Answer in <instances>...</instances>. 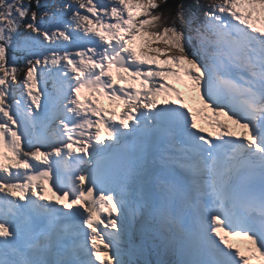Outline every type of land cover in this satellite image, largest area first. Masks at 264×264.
Returning <instances> with one entry per match:
<instances>
[{
  "label": "snow or ice",
  "instance_id": "obj_1",
  "mask_svg": "<svg viewBox=\"0 0 264 264\" xmlns=\"http://www.w3.org/2000/svg\"><path fill=\"white\" fill-rule=\"evenodd\" d=\"M30 2L0 0V264H264V0H76L51 32Z\"/></svg>",
  "mask_w": 264,
  "mask_h": 264
},
{
  "label": "rangeland",
  "instance_id": "obj_2",
  "mask_svg": "<svg viewBox=\"0 0 264 264\" xmlns=\"http://www.w3.org/2000/svg\"><path fill=\"white\" fill-rule=\"evenodd\" d=\"M171 1V0H169ZM177 3L178 1H184V6H185V10H186V15H188L190 13V11H195L197 17L199 18L198 22H202L204 20V14L206 11H209L210 10V6L215 4V3H219L221 0H199V4L201 5L202 3L204 4V9H197V8H191L190 9V5H193L195 3V0H176ZM103 2H108V0H103ZM172 2V1H171ZM25 3H29V0H25ZM64 3H71L73 4L74 6H78L76 5V0H39V7H37V4H36V0H31L30 2V11L28 13V16L26 17L25 19V23H28L30 22V17H31V12L32 11H36L37 12V18H36V23L39 24L41 26V29L42 30H49L50 32L55 30L56 27H60L61 29H64L66 27H69L70 25V13H68L67 15H64V16H61L59 14H57V9L58 8H62V5ZM169 6L171 5V3H168ZM162 10H168L167 7H163ZM83 12V10H81ZM47 12V15H45L44 13ZM179 27V25H178ZM195 27V25L193 26ZM69 30H72L71 28H69ZM186 35H189V36H192L193 37V40H196L195 38V34L188 28H183L182 29ZM20 35L21 37L23 36H26V35H29V34H32V35H36L34 33H31V30L30 29H26L24 27L23 24H21L20 26ZM192 34V35H190ZM40 41L47 45L50 49H53V50H56L58 52H60V54H63V47L61 46L62 45V41H56V42H53L52 44H48V42L44 41L43 40V37H39ZM193 46H197V40L195 41V43H193ZM154 47H161V48H164L166 47L165 45L163 44H160V45H153ZM76 49L74 48H70L69 51H75ZM62 51V52H61ZM12 51H10V55ZM14 52H19V57L15 56L17 59L20 58V60H22L23 58L26 60V59H32L33 57H31L28 52L26 51H23V50H18V51H14ZM150 55H155V53H150ZM14 56V55H12ZM160 59H163V57H160ZM24 60V61H25ZM19 61V60H18ZM19 66L22 68V67H25L24 66V62H22L21 64H19ZM167 67V66H165ZM26 69H22L21 72L19 73V75L22 77L23 76V72L25 71ZM168 83L170 84H175V86L177 88H179V84L176 83L175 81H172V80H169ZM47 89L49 91L52 90V82L51 80L48 81L47 85H46ZM191 96H194V94H190V99H191V104H194L196 106L199 105V100L198 98L196 99H193L191 98ZM107 100V99H106ZM105 101V98H101V104L104 106V107H111L109 101H107V104L104 105ZM196 106H193V107H196ZM220 119L222 121H227V118L226 117H220ZM233 131H237L236 129L234 130V128H232ZM43 150V149H42ZM172 258H176L175 256H172Z\"/></svg>",
  "mask_w": 264,
  "mask_h": 264
},
{
  "label": "bare ground",
  "instance_id": "obj_3",
  "mask_svg": "<svg viewBox=\"0 0 264 264\" xmlns=\"http://www.w3.org/2000/svg\"><path fill=\"white\" fill-rule=\"evenodd\" d=\"M67 1H68V0H67ZM220 2H221V1H220ZM204 7H205V6H204V4L202 3V4L200 5V7L197 8V9H204ZM180 91H181V94L184 95L185 100H187L188 103L190 104V103L192 102L191 99H190V94L186 93L185 90L183 91V90L180 89ZM105 100H106V99H105ZM103 104L106 105L107 102H105V103H103ZM192 106H196V105L192 104ZM196 107H197V106H196ZM201 126H202V127H205V128L207 129V125H206V124H202ZM232 128H234V130L236 129L237 131H239V129H237L236 126H231V129H232ZM48 189H49V191L47 192V195L49 196L50 200H52V201L54 202L55 197L52 195V189H51V182H50V181H49V183H48ZM233 242H234V243H242V241H240L239 238L234 239ZM172 259L175 260L176 258H172Z\"/></svg>",
  "mask_w": 264,
  "mask_h": 264
},
{
  "label": "trees",
  "instance_id": "obj_4",
  "mask_svg": "<svg viewBox=\"0 0 264 264\" xmlns=\"http://www.w3.org/2000/svg\"><path fill=\"white\" fill-rule=\"evenodd\" d=\"M171 1H169V3H171V5L169 6V4H168V6H167L168 10H164L165 15H168L170 13H174L176 5L184 2V1H180V2L178 1V3H177L176 0H171ZM11 54L14 55V56L19 57V55H18L19 53H17V52H11ZM17 60H19V62L21 64L22 62H24L25 59L23 58L22 60H20V58H18ZM24 68L25 67H22L21 70L24 69Z\"/></svg>",
  "mask_w": 264,
  "mask_h": 264
}]
</instances>
